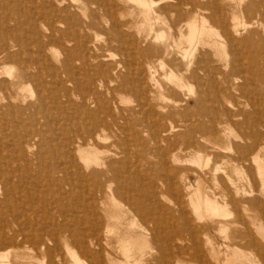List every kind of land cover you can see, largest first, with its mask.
Segmentation results:
<instances>
[{"label": "rangeland", "instance_id": "374dc122", "mask_svg": "<svg viewBox=\"0 0 264 264\" xmlns=\"http://www.w3.org/2000/svg\"><path fill=\"white\" fill-rule=\"evenodd\" d=\"M2 1H0V17L2 18H0V45L3 46V44H5L6 46H9V48H11V50L13 51L9 49L11 52V56L6 53L0 58V80L7 79L9 81L17 82V84H15V86H12L10 89V92H13V94L15 95V97L11 101L13 105L15 104L14 110H12L11 113L8 112L4 116V118L0 117V166L9 171V174H7L6 176L0 175V211L5 212L4 210H6L9 218L12 217L9 212L11 210H14V208L16 210L19 208L27 209L28 213L32 215H42V213H44L45 211H50L56 215L57 219H62V222L65 221L66 218V221L69 224L66 227L69 228L70 226L73 231H79V233L81 232V234L84 232V235L82 234L81 237L80 235L76 237V239L81 238L80 240L82 241L76 240V243L75 240H73L75 244L71 242L70 245L71 250L73 248V252H78L77 258L79 259V261L81 260L82 262L83 259V263L86 262V264H91L90 262H92L93 258L98 261L101 260L100 262H103L104 264H122L125 261V258L120 250L119 238L120 236H123L127 231L132 235V245L136 242V240H139L137 242V245H140V248L137 249L135 247L137 246L136 243L134 244L135 248L133 247L134 251L139 254L135 253L133 250L132 251L134 255L137 254L135 256V259L138 260L139 257V260H141L140 264H264V180L262 181L263 178H261V176L259 175V170H256V168L259 169L262 162L264 164V154H262L260 158H258L260 160V162L258 163L251 161V153H248V151H244L241 149H239L241 153L247 154L246 159L248 158V160H238L239 154L237 152L238 144L244 145L246 143V139H244L243 137L247 138L249 136V130L243 126L241 127L230 124L232 127H234L233 129L232 127L230 128L229 125L227 126L228 128L226 127L225 130H222L221 132L214 135L204 133L203 135L205 138H207V140H203L201 138V134L194 133L192 131L190 132L185 126H180L181 128L179 127L173 130L170 129L166 132L161 131L163 132L162 138L158 141H155L154 139H151L153 137L152 131L150 132L155 123L154 119L143 111H139L136 109L139 107V102L142 100V95L138 94V84H144V82L142 81L143 75L145 76L144 85L145 87L147 86L149 90V97L151 96L150 98L153 100H150V102L153 105V108L160 109V105H167L168 102L170 103V101H172L171 99L174 98V95L172 93L175 92L173 90L176 87L173 81L180 78L182 74V71H180L181 63L179 62V60L173 58V56L171 58L169 54L164 55L163 57L158 56L164 53L163 52L162 54H160V51H162L163 45L165 43L163 41H166L167 39H164V36V38H160L159 36H157L159 34L161 36L163 30H167V26L163 22L164 20H167V16L163 13L162 9H158V7L160 6L161 8L166 3V0H163L164 2L161 1V4H156L154 6L153 12L155 13L156 11L157 14L152 13V15L149 14L148 16L141 11L142 9L140 6H138L139 3L136 0H110V5L114 10L113 18H109V16L105 14L103 0H36V3L34 2L35 0H24V2L23 0ZM245 1L247 2L248 0ZM15 4L16 6H14ZM68 6H71V8H69ZM56 7L58 10L56 9ZM62 7H64L65 9ZM156 9L161 11L158 12ZM21 12L24 14L23 16L21 15ZM40 13L42 15H40ZM8 14L9 16H7ZM38 16L40 18H38ZM68 16L71 20L69 18H66ZM146 17H150L148 18V20L151 19L149 20L150 22L145 20ZM157 19H160L159 22L162 25L158 22ZM152 20L155 21L153 22ZM6 22L9 24H7ZM85 22L86 24L84 25ZM30 25H32L33 28ZM117 25L118 27H120V29L117 28ZM1 26L4 28V30ZM36 26L39 29L36 28ZM153 27L154 30H152ZM12 28L16 29L17 31L12 30ZM8 30H11V32H9ZM253 30H255V27H253L252 30L251 28H240V34L238 35V38H240L239 41H243H241L243 43L241 47L243 46L244 50H248V42H246L247 40L244 38L249 36L252 37ZM62 31H65V33ZM38 35L42 38H40ZM59 35L62 37V42ZM17 36L19 37L17 38ZM1 38L3 40H1ZM17 39L20 42L25 41L26 46L20 45L19 47L17 45ZM125 39H127V41ZM143 44L146 47H148L147 45L150 46L147 48L149 50L148 52L147 49L143 47ZM46 45H48V47H46ZM135 45L141 49V53L137 54L135 52L134 56L126 57L125 52L133 50V48L136 47ZM2 46H0V48ZM23 48L27 51H23ZM64 48H66V50ZM16 49H19V51L21 50V55L18 50L16 51ZM225 49L227 50L228 47H226ZM225 49L220 48V52L218 51V55L216 54L215 56L219 68L221 67L219 72H222L224 70L229 72L230 70L229 67L227 69H225V66L223 67V63L225 62L222 63L226 55ZM14 50L16 52H14ZM17 52H19V55ZM46 52L48 53L46 54ZM66 52L68 55H66ZM152 52L157 53L154 54ZM245 52L247 51L243 52L242 50V56L246 59V63L243 59L242 61L244 62V66L247 67V69H250L249 63L250 61L254 60V55L250 54L248 56V53ZM14 53H16V58ZM40 53H44V55ZM93 53L95 54L94 56ZM150 53H152V55ZM35 55L38 57V59ZM55 56L58 57L56 58ZM62 56L64 57V61L62 59ZM46 57H48V59ZM102 57H104V59ZM161 58L164 59V62L166 64H164L165 66L162 64V67L158 62ZM15 59H17V61ZM122 59L127 60L126 66L115 68L113 63H116ZM247 59H249V62ZM6 60L7 63H5ZM56 60H60L61 62H57ZM27 61H29L30 63H28ZM41 62H44V64H42ZM154 62H156V65ZM220 62L222 66L219 64ZM167 64L169 67L167 66ZM44 66L45 70H43ZM58 66H60L61 68ZM38 68H40L41 71L37 70ZM51 70H53L54 72ZM113 70L115 73L113 72ZM46 71L49 72L45 74ZM72 71L74 73L73 75ZM82 71L86 74V76L82 73ZM22 73L25 74L23 79L13 78L21 75ZM79 73L80 75H78ZM92 73L94 75H92ZM165 73L167 75L166 77ZM32 74H34V76ZM53 74L54 76H51ZM45 75L48 77H46ZM40 76H42L45 81ZM72 76L74 78H72ZM218 76L221 79L220 73H218ZM38 77L40 80H38ZM106 77L110 81L107 80ZM28 78H30L31 80ZM93 78L96 80H94ZM149 78L150 80L152 78L154 79V85L150 84ZM47 79L48 82L46 81ZM32 80L34 83L31 82ZM89 80H91L92 82ZM125 80H127L129 83L128 88L124 86ZM50 81H52V83ZM58 81L59 83H57ZM102 81L103 83H101ZM113 81L116 83L114 84ZM69 82H71V84ZM43 84L46 87H43ZM89 84L92 85L89 86ZM100 84H102V86ZM38 85L41 87V89L40 87H38ZM256 85L258 87L262 86L259 80L256 81ZM121 86L124 87L125 90L122 89ZM107 88L109 90H107ZM69 89L71 90L69 91ZM102 89L104 92L102 91ZM191 89L195 92L196 90H198V87L191 82L187 86H184L180 89L179 95L181 98H184L183 102H181L183 104L182 106L187 107L188 111L191 110L192 112H190L194 113L197 110L198 101L196 98V93H191ZM212 89L214 88L212 87ZM39 90H42V93L41 91L39 92ZM45 92L48 94H46ZM234 93L236 94L228 96L226 99L223 98V103L226 106L232 105V103H238V105L240 104L241 108L248 110L249 106L246 103V99L240 96V93L237 91V89L234 90ZM38 94H42L40 95L42 97H40ZM161 94H163L162 98H160L159 96ZM164 94L166 99L164 97ZM32 95L34 96L32 97ZM153 96L156 97L155 100ZM112 98H114V100H110ZM31 100H34V103ZM41 105H43L44 107H42ZM210 105L211 104H209L208 106ZM38 106H40V108ZM61 106L64 107L62 108ZM71 106L74 108L71 109ZM23 108L25 109L23 111H20ZM25 110L26 112L28 111L27 115ZM124 114L126 115L125 118H123ZM102 116L106 118L110 123H113L112 126L104 132V134H106L105 138L103 139L104 141L102 140L98 142L99 148L101 149L96 151V153L98 154H96V156L100 157L101 161L99 160V162L109 160L110 156H114V158H117L116 160H119L120 165L118 167L124 173L123 174L121 172V183L125 186V191H127L128 194L132 195L133 197L137 198L141 204V206H139L142 212H131L128 213V215L125 214L123 218L119 219V222L115 220L117 219V216L115 218V214L117 213L118 209L115 208L112 203H114L113 200L116 199V203L122 205L123 207V199L118 197V195H115V199H113L112 196V198L109 200L108 198L111 196L108 197L98 194L88 181L84 182L89 183L87 184V186L83 185L81 187L77 185V182L80 181L79 179L81 178V174L83 173V171L90 176L92 169H98L100 167L97 161L99 158H94V154H92V156L87 155L88 157H90L89 161L91 162L89 164V167L87 168L85 167L86 165H84L85 163L83 162V160L79 161V166L77 163H75L74 165L71 158L74 148H76L79 142H81V139L78 138V132L82 131L81 134H84V132L86 131V127H88L92 122L97 121L98 118L100 119ZM69 117H71V119ZM33 118H35L37 122H35ZM63 119L65 122L63 121ZM202 119L206 121L209 120L208 117H203ZM8 120L12 121L10 122ZM163 122L165 123L166 127L170 125L168 120H164ZM176 124H181L179 115L176 117ZM121 125L122 127L125 126L124 129L121 127ZM144 126L146 129L145 131ZM116 127L119 131L116 129ZM128 132L130 133L128 134ZM107 135L109 136V138L107 137ZM65 136L69 139H67ZM64 137L65 139H67V143H65ZM117 137H119L120 139ZM130 138L133 139L131 140ZM74 139L76 141H74ZM24 141L27 142L24 143ZM32 141L33 145H36L35 147H33V149H30V147L32 148L33 146ZM39 141L42 145L39 144ZM170 141L172 142V145ZM167 145H169L171 150ZM22 147H24L25 149ZM90 148L93 147L91 146ZM149 148H151L150 151ZM164 148L168 151H165ZM65 150L67 156L64 152ZM92 150L94 151V149ZM106 150H108V152ZM24 151L27 152L28 155L27 153H24ZM22 152L23 154H25V156L22 155ZM68 152H70L71 154L69 155ZM74 152L79 156L77 150H75ZM174 152H177L178 154H173ZM198 153L201 155H199ZM196 154H198V156H196ZM173 155H175L174 157L176 159V162L174 161ZM203 155L205 158H203ZM208 155L210 157V160ZM241 156H245V154H241ZM92 161H97V165ZM57 165H59L60 167H56ZM218 166L221 167V169H219L221 171H218L217 176H214L213 171H215V168H217ZM51 171L55 173L51 174ZM12 172H15L17 175H27L30 172L35 173V181H37V184H39L37 185V189H34L33 185L21 182L20 179H18L19 177L17 175H14ZM45 174L50 178L52 182L45 177ZM199 176H202L201 178L204 181ZM61 178L62 181H60ZM152 178H154V180ZM59 181L64 185L61 186V184L58 183ZM199 181L202 182L200 183ZM69 182L73 185H71ZM9 184H13V191H11L12 189L10 190L7 187L9 186ZM196 188L197 190L199 188V190L197 191ZM237 188L240 192H237ZM151 189L153 192L151 191ZM65 191L66 193H64ZM196 191L199 193V195ZM96 193L99 195L98 197L95 196L97 195ZM152 193L154 194L152 195ZM74 195L77 197H74ZM195 196H198V198H196ZM79 197L82 200H80ZM87 197L88 199H86ZM202 198L203 201H201ZM93 200L95 203L92 202ZM211 200L213 202L215 201V203L217 202L215 204L216 210L215 208H212L213 210L211 209L210 204L213 203L209 202ZM51 201L54 205L51 203ZM201 202L203 204H201ZM218 203H222L223 205H219ZM84 204L87 205L85 206ZM50 205H52V207ZM62 205L66 206V208ZM202 205H205L206 207H202ZM207 207H209L210 209ZM245 207H247L250 212L244 211ZM71 209H74V211ZM76 209L79 211L76 212ZM218 209L220 211L219 213ZM93 211H95V213ZM61 214H63V217L61 216ZM90 215L92 218L90 217ZM110 215L115 219H113ZM78 217H86V220L89 219V224L86 223L84 226L79 225L76 222ZM59 219L58 221H60ZM108 219L111 221L107 222L109 221ZM96 220L101 226L98 230L102 229L100 236L102 243L101 246L93 244L89 241V238L91 237L90 226L92 224H96ZM107 224L109 225V227ZM222 224L223 226H221ZM40 225L41 223L37 221L35 228H39ZM35 228L33 229L34 231L36 230ZM106 229L108 230V232ZM141 234L144 238L140 237ZM144 234H147L148 236ZM137 236L142 239L137 238ZM153 237L157 240L160 239L163 241H168V243H165V245L162 246H155ZM72 238H74V236H72ZM87 239L88 241H86ZM148 240L149 246H147L148 244L143 242H146ZM83 243L84 247H86L87 244V247L85 249L82 248ZM17 244V246H0V264H50L49 255L46 254V252L44 253L42 251L43 249L40 250V248L32 245V242L28 241L24 242L23 244ZM24 244H28L30 248L28 245L24 246ZM61 244L62 247L57 251L58 255H60V251L61 254L63 253L64 255V258L62 257L63 259L61 258V260L64 261L65 264H74V259L69 255L65 243L61 242ZM143 245L146 246L143 247ZM100 248H103L104 252H101ZM80 249L84 255L79 252ZM85 250H88L90 253H92V259L90 258V256H88V253L85 252ZM141 250L147 251L149 253H146V255H144L143 257L141 256ZM37 251H42V254H39ZM163 252H165L166 257L161 260L160 256L163 254ZM76 253H74V255H76ZM78 255L80 257H78ZM232 255L234 256V258L232 257ZM44 258L46 260H44Z\"/></svg>", "mask_w": 264, "mask_h": 264}, {"label": "bare ground", "instance_id": "6f19581e", "mask_svg": "<svg viewBox=\"0 0 264 264\" xmlns=\"http://www.w3.org/2000/svg\"><path fill=\"white\" fill-rule=\"evenodd\" d=\"M2 1V0H0ZM11 1V0H10ZM14 1V0H13ZM29 1V0H28ZM44 1V0H43ZM52 1V0H51ZM55 1H58V0H55ZM62 1V0H60ZM139 5L141 7V11L145 13V15H152V13H154V6L156 4H161V1L163 0H136ZM3 2V1H2ZM5 2V1H4ZM17 2V1H16ZM24 2V0H23ZM36 3V0L34 1ZM48 2V1H47ZM113 2V1H112ZM164 2V1H163ZM40 3V2H38ZM42 3V2H41ZM64 3V1H63ZM62 3V4H63ZM1 4V3H0ZM11 4V3H10ZM28 4V3H27ZM34 4V3H33ZM58 4V3H57ZM61 4V3H60ZM136 4V3H135ZM163 4V3H162ZM31 5V4H30ZM30 5H29V8H30ZM35 5V4H34ZM44 5V4H43ZM43 5H40V6H43ZM6 6V5H4ZM16 6V4L14 5ZM19 6H20V3H19ZM32 6V5H31ZM36 6V5H35ZM51 6V5H50ZM72 6V5H71ZM71 6H68L69 8H71ZM23 7V6H21ZM20 7V8H21ZM27 7V6H26ZM46 7V6H45ZM103 7H104V11H105V14L110 17H114V10L113 8L111 7L110 5V0H103ZM1 8V7H0ZM38 8V7H37ZM64 8V7H62ZM75 8V7H73ZM77 8V7H76ZM4 9V8H3ZM17 9V8H16ZM33 9V7H32ZM31 9V10H32ZM57 9V7H56ZM65 9V8H64ZM158 9H162L163 13L167 16V20H162L165 25L167 26V30H163V33L162 35L159 36L160 38L163 37L164 39H166V41H163L165 42L164 45H163V48H162V51H160V54H163L162 55H158L159 57H163L164 55H167L169 54L172 58H175L177 60H179V62L181 63V69L180 71H182L181 73V76L180 78H178L177 76V80L173 81V83L175 84V89L173 91H175L174 93H172L174 95V98H172L170 101V103L168 102L167 105H160V109H155L153 108V105L151 104L150 100L153 101L150 97H149V90L147 88V86L145 87V76L143 75V78H142V81L144 82L143 83H139L138 86H139V90H138V94L139 95H142L141 97V101L139 102V107L136 108L137 110L139 111H143L144 113L150 115L155 123H154V126L152 128V130H150V132L152 131V137L151 139H154L155 141H158L162 138V134L163 132L161 131H168V130H173V129H176V128H179L180 126H185L188 131H192L194 133H199L201 134V138L204 140H207V138L204 137V133L205 134H211V135H214L216 133H219L221 132L222 130H225V128L227 126H229L230 124H233V125H236V126H243L245 128H247L249 130V139L248 137H243L244 139H246V143L244 145H241V144H238V147H237V152H238V160L239 159H246L247 157V154L246 153H241V150H244V151H248V153H251L252 154V158H251V161L252 162H260V160L258 158H260V156L262 154H264V0H248L247 2L245 0H166V3L160 8V6L158 7ZM156 9L158 12H160L161 10H158ZM7 10V9H6ZM20 10V9H19ZM18 10V11H19ZM22 10V9H21ZM25 10V9H24ZM53 10V9H52ZM58 10V9H57ZM16 11V10H15ZM17 11V13H18ZM30 11V10H29ZM33 11V10H32ZM46 11V10H45ZM6 12V11H5ZM23 12V11H22ZM21 12V13H22ZM80 12V11H79ZM84 12V11H82ZM3 13V12H2ZM13 13V12H12ZM47 13V12H46ZM50 13V12H49ZM155 13L157 14V12L155 11ZM154 13V14H155ZM7 14V13H5ZM4 14V15H5ZM51 14V13H50ZM11 15V13H10ZM22 16L24 15L23 13L21 14ZM40 15H42L40 13ZM47 15V14H46ZM49 15V14H48ZM56 15V14H55ZM60 15V14H58ZM160 15V13H159ZM2 16V15H1ZM9 16V14L7 15ZM37 16V15H36ZM67 16V15H66ZM70 16V15H69ZM66 17V18H69ZM4 17V16H3ZM151 17V16H150ZM148 17V18H150ZM164 17V16H163ZM1 18V17H0ZM7 18V17H6ZM38 18H40L38 16ZM57 18V16H56ZM148 18L146 17L145 20L149 21L151 19L148 20ZM2 19V18H1ZM0 19V20H1ZM9 19V18H8ZM13 19V18H12ZM70 19V18H69ZM75 19V18H74ZM85 19H86V16H85ZM156 19V17H155ZM5 20V19H4ZM10 20V19H9ZM66 20V19H65ZM71 20V19H70ZM158 20V19H157ZM160 20V19H159ZM158 20V22H159ZM68 21V19H67ZM79 21V20H77ZM153 21V20H152ZM151 21V22H152ZM155 21V20H154ZM153 21V22H154ZM5 22V21H3ZM17 22V20H16ZM40 22V20H39ZM38 22V24H39ZM70 22V21H69ZM120 22V21H119ZM150 22V21H149ZM7 23V22H6ZM53 23V21H52ZM160 23V22H159ZM163 23V24H164ZM9 24V23H7ZM16 24V23H15ZM36 24V22H35ZM33 24V25H35ZM62 24V23H61ZM86 24V22L84 23V25ZM161 24V23H160ZM6 25V24H5ZM4 25V26H5ZM51 25V23H50ZM74 25V24H72ZM78 25V24H77ZM125 25V24H124ZM162 25V24H161ZM11 26V25H10ZM32 26V25H30ZM151 26V24H150ZM154 26V25H153ZM2 27V26H1ZM8 27V26H7ZM18 27V26H16ZM20 27V26H19ZM45 27V26H44ZM255 27V30H253L252 32V37L249 36V37H245L244 39H246L248 42V50H244L243 49V46L241 47V45H243V41H239L240 38H238V35L240 34V28H243V29H248V28H252ZM10 28V27H9ZM15 28V27H14ZM33 28V26H32ZM36 28H38L36 26ZM46 28V27H45ZM117 28L120 29V27H118L117 25ZM2 29L4 30V28L2 27ZM1 29V30H2ZM6 29V28H5ZM39 29V28H38ZM151 29V28H150ZM12 30H16V29H13ZM19 30V29H18ZM49 30V29H48ZM61 30V29H60ZM154 30V27L153 29ZM9 32H11V30H8ZM17 31V30H16ZM40 31V30H39ZM121 31V30H120ZM65 33V31H62ZM118 32V31H117ZM152 32V31H151ZM245 32V31H244ZM243 32V33H244ZM6 33V31H5ZM4 33V34H5ZM17 33V32H16ZM15 33V35H16ZM35 33V32H34ZM55 33V32H54ZM67 33V31H66ZM88 33V32H87ZM140 33V32H139ZM138 33V34H139ZM242 33V35H243ZM14 34V33H13ZM12 34V35H13ZM18 34V33H17ZM79 34V33H78ZM245 34V33H244ZM8 35V34H7ZM36 35V34H35ZM42 35V34H40ZM46 35V34H45ZM50 35V34H49ZM56 35V34H54ZM58 35V34H57ZM61 35V34H60ZM59 35L60 37V40L61 42L63 41L62 40V37ZM66 35V34H65ZM80 35V34H79ZM97 35V34H96ZM5 36V35H4ZM3 36V37H4ZM39 36V35H38ZM124 36V35H123ZM140 36V35H139ZM15 37V36H14ZM12 37V38H14ZM19 36H17L18 38ZM40 38H42L41 36H39ZM38 37V38H39ZM49 37V36H48ZM11 38V37H9ZM66 38V36H65ZM124 38H127V37H124ZM162 38V39H163ZM161 39V40H162ZM163 39V40H164ZM1 40H3L1 38ZM20 40V38H19ZM18 39H17V45L20 47V45H24L26 46V43L25 41L24 42H20ZM45 40V39H44ZM54 40V39H53ZM66 40V39H65ZM127 41V39H125ZM147 40V39H146ZM159 40V38H158ZM16 41V40H15ZM22 41V39H21ZM42 41V40H41ZM137 41V40H136ZM239 41V42H238ZM4 42V41H3ZM43 42V41H42ZM56 42V41H55ZM66 42V41H65ZM5 43V42H4ZM40 43V42H39ZM58 43H59V39H58ZM64 43V42H63ZM62 43V44H63ZM67 43V42H66ZM72 43V42H71ZM143 43V42H142ZM242 43V44H241ZM1 44V43H0ZM7 44V42H6ZM9 44V43H8ZM42 44V43H41ZM57 44V43H56ZM61 44V45H62ZM95 44V43H94ZM240 44V46H239ZM59 45V44H58ZM75 45V44H74ZM138 45V44H137ZM2 46V45H0ZM23 46V47H24ZM136 46V45H135ZM148 47H150L149 45H147ZM46 47H48V45H46ZM64 47H65V44H64ZM124 47V46H123ZM130 47V46H129ZM143 47L144 48H148L146 47L144 44H143ZM141 47V48H143ZM158 47V46H157ZM226 47H228V52L227 50L225 49ZM28 48V47H27ZM40 48V47H39ZM52 48V47H51ZM62 48V47H61ZM75 48V47H74ZM153 48V47H152ZM220 48H223L226 50V55H225V58H224V61L225 63H223V67L225 66V69H227L228 67L230 68L229 72L224 70L222 72H219L220 68H219V65L217 63V60L215 58L216 54L219 53L220 51ZM11 48H9V46H6L5 44H3V46L0 48V58L2 55L8 53L9 56H11V52L10 50ZM41 49V48H40ZM63 49V48H62ZM61 49V50H62ZM66 50V48H64ZM19 51V49H16V51ZM23 51H27V50H24V48L22 49ZM64 50V51H65ZM70 50V49H69ZM78 50V49H76ZM94 50V49H93ZM103 50V49H102ZM105 50V49H104ZM129 50V49H128ZM242 50L243 52L244 51H247L245 53H248V56L250 54L254 55V60L253 61H250L249 63V68L251 69H247V67L244 66V62L242 61V59L245 61L246 63V59L242 56ZM13 51V50H11ZM14 50V52H16ZM21 51V50H20ZM19 51V52H20ZM31 51V50H30ZM38 51V50H36ZM35 51V52H36ZM44 51V50H43ZM81 51V49H80ZM141 49L138 48V46L134 47L133 50L131 51H128V52H125V56L126 57H132L134 56L135 52L137 54L141 53L140 52ZM145 51V50H144ZM149 50L147 49V52ZM219 51V52H218ZM222 51V50H221ZM19 52L18 55H19ZM88 52V51H87ZM103 52V51H102ZM225 52V51H224ZM39 53V52H37ZM48 52H46L47 54ZM58 53V52H57ZM72 53V52H71ZM101 53V52H99ZM143 53V52H142ZM154 53V52H152ZM152 53H150L152 55ZM157 53V52H156ZM154 53V54H156ZM159 53V51H158ZM15 54V58H16V53ZM13 54V56H14ZM40 54H43L44 53H40ZM60 54V53H59ZM58 54V55H59ZM116 54V53H115ZM145 54V53H144ZM149 54V55H150ZM244 54V53H243ZM20 55H21V52H20ZM27 55V54H26ZM29 55V54H28ZM31 55V53H30ZM56 55V54H54ZM62 55V54H61ZM66 55L67 52H66ZM95 54L93 53V56ZM218 55V54H217ZM246 55V54H245ZM23 56V54H22ZM25 56V54H24ZM34 56V55H33ZM36 56V55H35ZM41 56V55H40ZM53 56V55H52ZM65 56V55H64ZM70 56V55H69ZM146 56V55H145ZM157 56V57H158ZM220 56V55H219ZM32 57V56H30ZM37 57V56H36ZM35 57V59H36ZM43 57V56H42ZM56 57V56H55ZM58 57V56H57ZM56 57V58H57ZM148 57V56H147ZM154 57V56H153ZM246 57V56H245ZM251 57V56H250ZM19 58V57H18ZM21 58V56H20ZM45 58V57H44ZM48 59V57H46ZM54 58V59H56ZM60 58V56H59ZM58 58V59H59ZM64 57L62 56V59ZM66 58V57H65ZM68 58V57H67ZM76 58V57H75ZM104 59V57H102ZM106 58V57H105ZM150 58V57H149ZM165 58V57H164ZM221 58V57H220ZM223 58V56H222ZM7 59V57H6ZM9 59V58H8ZM38 59V57H37ZM40 59V58H39ZM71 59V58H70ZM148 59V58H146ZM250 59V58H249ZM249 59L248 62H249ZM5 60V59H3ZM17 61V59H15ZM155 60V59H153ZM160 61H158L160 64H161V67L165 64L164 62V59H159ZM173 60V59H172ZM222 60V59H221ZM11 61V60H10ZM44 61V60H42ZM47 61V60H46ZM49 61V60H48ZM57 61V60H56ZM60 61V60H59ZM57 61V62H59ZM64 61V59H63ZM67 61V59H66ZM65 61V62H66ZM104 61V60H103ZM145 61V60H144ZM176 61V60H175ZM4 62V61H2ZM28 63H30L29 61H27ZM33 62V61H32ZM36 62V61H35ZM50 62V61H49ZM48 62V63H49ZM52 62V61H51ZM56 62V63H57ZM61 62V61H60ZM78 62V61H77ZM7 63V60L6 62ZM34 63V62H33ZM42 63V62H41ZM64 63V62H62ZM99 63V62H98ZM97 63V64H98ZM147 63V61H146ZM155 65H156V62H154ZM173 63V62H172ZM16 64V63H15ZM44 64V62L42 63ZM68 64V62H67ZM78 64V63H77ZM80 64V63H79ZM87 64V63H86ZM115 68H121V67H124L126 66L127 64V60H119L118 62L116 63H113ZM163 64V65H162ZM174 64V63H173ZM221 66V62L219 63ZM4 65V64H3ZM22 65V64H21ZM51 65V64H50ZM54 65V64H53ZM52 65V67H53ZM58 65V64H57ZM66 65V64H65ZM76 65V64H75ZM82 65V64H81ZM96 65V64H95ZM166 65V64H165ZM164 65V66H165ZM176 65V64H175ZM79 66V65H77ZM98 66V65H97ZM154 66V65H153ZM168 66V64H167ZM29 67V66H28ZM36 67V66H35ZM57 67V66H56ZM60 67V66H58ZM68 67V66H67ZM70 67V66H69ZM169 67V66H168ZM45 66L43 67V70ZM47 68V67H46ZM61 68V67H60ZM76 68V67H74ZM85 68V67H84ZM148 68V67H147ZM150 68V67H149ZM165 68V67H164ZM171 68V67H170ZM65 69V68H64ZM73 69V68H72ZM82 69V68H81ZM108 69V68H107ZM106 69V70H107ZM224 69V68H223ZM34 70V69H33ZM32 70V71H33ZM37 70H40V68H38ZM95 70V68H94ZM117 70V69H116ZM149 70V69H148ZM156 70V69H155ZM154 70V71H155ZM172 70V69H170ZM31 71V72H32ZM35 71V70H34ZM41 71V70H40ZM53 71V70H51ZM61 71V69H60ZM68 71V70H67ZM85 71V70H84ZM87 71V70H86ZM150 71V70H149ZM174 71V70H173ZM30 72V71H29ZM43 72V71H42ZM49 72V71H48ZM47 71L45 72L48 73ZM54 72V71H53ZM63 72V71H62ZM111 72V71H110ZM114 72V70H113ZM171 72V71H170ZM169 72V73H170ZM33 73V72H32ZM78 73V72H77ZM83 73V71H82ZM100 73V72H99ZM115 73V72H114ZM168 73V74H169ZM218 73L221 74V79L219 78L218 76ZM28 74V72H27ZM26 74V75H27ZM31 74V73H30ZM35 74V72H34ZM34 74H32L34 76ZM37 74V73H36ZM52 74V72H51ZM56 74V73H55ZM65 74V72H64ZM63 74V75H64ZM73 71H72V75H73ZM85 74V73H83ZM101 74V73H100ZM175 74V72H174ZM173 74V75H174ZM42 75V74H41ZM60 75V74H59ZM62 75V73H61ZM69 75V74H68ZM80 75V73L78 74ZM92 75H94L92 73ZM105 75V74H104ZM110 75V74H109ZM108 75V76H109ZM151 75V73H150ZM155 75V74H154ZM171 75V74H170ZM177 75V73H176ZM25 76L24 73H22L21 75H18L17 77H13V78H17V79H23ZM36 76V75H35ZM46 76V75H45ZM51 76H54L51 75ZM56 76V75H55ZM66 76H67V73H66ZM71 76V75H70ZM76 76V75H75ZM86 76V74H85ZM166 73H165V77H166ZM29 77V76H28ZM42 77V76H40ZM48 77V76H46ZM79 77V76H78ZM77 77V78H78ZM94 77V76H93ZM105 77V76H103ZM176 77V76H174ZM43 78V77H42ZM55 78V77H54ZM72 78H74L72 76ZM151 78V77H150ZM149 78V80H150ZM171 78V77H170ZM173 78V77H172ZM30 79V78H28ZM37 79V78H36ZM51 79V78H50ZM90 79V78H89ZM94 79V78H93ZM107 79V77H106ZM114 79V78H113ZM27 80V79H26ZM25 80V81H26ZM31 80V79H30ZM35 80V79H34ZM38 80L39 77H38ZM42 80V79H41ZM43 80L45 81V79L43 78ZM77 80V79H76ZM84 80V79H83ZM96 80V79H94ZM103 80V79H102ZM109 80V79H107ZM259 80L262 84L261 87H258L256 85V81ZM48 82V79L46 80ZM55 81V80H54ZM73 81V80H72ZM85 81V80H84ZM91 81V80H89ZM88 81V82H89ZM110 81V80H109ZM27 82V81H26ZM32 83L33 80L31 81ZM36 82V81H35ZM39 82V81H38ZM52 83V81H50ZM86 82V81H85ZM92 82V81H91ZM96 82V81H95ZM112 82V81H111ZM114 82V81H113ZM150 84L154 85L155 82H154V79L152 78L150 81ZM194 83L197 87H198V90H196L194 92V90L192 91V89L190 90L191 93H196V98H197V101H198V107H197V110L194 112V113H191L190 111H188V108L187 107H183L182 103L184 98H181L180 97V89L183 88L184 86H187L188 84L190 83ZM41 83V82H40ZM39 83V84H40ZM43 83V82H42ZM59 83V81L57 82ZM71 84V82H69ZM99 83V82H98ZM103 83V81L101 82ZM116 82H114L115 84ZM15 84H17V82H13V81H9L7 79H2L0 80V117H3L8 113V112H12V110H14V105L11 103L12 99L15 97V95L13 94V92L11 93L10 92V89L12 86H15ZM36 84V83H35ZM38 84V83H37ZM50 84V83H49ZM73 84V83H72ZM95 84V83H94ZM110 84V83H109ZM128 81L125 80L124 81V86L128 88ZM41 85V84H40ZM59 85V84H58ZM92 85V84H89V86ZM102 86V84H100ZM78 86V85H77ZM88 86V85H87ZM116 86V85H115ZM149 86V85H148ZM38 87H40L38 85ZM37 87V89H38ZM43 87H46L44 86L43 84ZM65 87V86H63ZM67 87V86H66ZM99 87V86H98ZM118 87V86H117ZM168 87V85H167ZM170 87V86H169ZM190 87V85H189ZM212 87L214 89H212ZM56 88V87H54ZM70 88V87H68ZM85 88V87H84ZM101 88V87H100ZM122 89L125 90L124 87L121 86ZM172 88V86H171ZM36 89V90H37ZM41 89V87H40ZM79 89V88H78ZM90 89V88H89ZM116 89V88H115ZM168 89V88H167ZM240 93V96L241 97H244L246 99V103L247 105L249 106V109L248 110H245L244 108H241L240 104L238 105V103L236 104H233L232 105H229V106H226L223 102V98H227L228 96H231V95H234L236 93H234V90H236ZM43 90V89H42ZM42 90H39V92L41 91L42 93ZM46 90V89H45ZM66 90V89H65ZM71 89H69L70 91ZM107 90H109L107 88ZM103 91V89H102ZM161 91V90H160ZM159 91V92H160ZM170 91V89H169ZM47 92V91H46ZM45 92V93H46ZM58 92H61V91H58ZM76 92V91H75ZM85 92V91H84ZM89 92V91H88ZM97 92V90H96ZM101 92V91H100ZM104 92V91H103ZM112 92V91H111ZM167 92V91H166ZM54 93V91H53ZM71 93V92H70ZM74 93V92H73ZM72 93V94H73ZM99 93V92H98ZM48 94V93H46ZM52 94V93H51ZM62 94V93H61ZM86 94H87V90H86ZM104 94V93H103ZM109 94V93H107ZM113 94V93H112ZM160 94V93H159ZM39 95V94H38ZM42 95V94H40ZM39 95V96H40ZM53 95V94H52ZM58 95V94H56ZM67 95V94H66ZM75 95V94H74ZM73 95V96H74ZM111 95V94H109ZM162 95H159L160 98H162ZM34 95H32L33 97ZM55 96V95H54ZM60 96V95H59ZM78 96V95H77ZM106 96V95H105ZM42 97V96H40ZM46 97V96H45ZM53 97V96H52ZM51 97V98H52ZM61 97V96H60ZM75 97V96H74ZM80 97V96H79ZM88 97V96H87ZM101 97V96H100ZM113 97V96H112ZM154 97V96H153ZM164 97H165V94H164ZM37 98V97H36ZM39 98V97H38ZM49 98V97H48ZM56 98V97H55ZM71 98V97H70ZM102 98V97H101ZM159 98V99H160ZM61 99V98H59ZM58 99V100H59ZM81 99V98H80ZM86 99V97H85ZM156 99V97H154V100ZM166 99V97H165ZM168 99V98H167ZM16 100V99H14ZM42 100V99H41ZM78 100V99H77ZM91 100V99H90ZM110 100H114V98L110 99ZM32 101V100H31ZM34 101V100H33ZM32 101V102H33ZM37 101V100H36ZM50 101V100H48ZM52 101V100H51ZM85 101V100H84ZM87 101V100H86ZM186 101V99H185ZM30 102V101H29ZM94 102V101H93ZM98 102V101H97ZM118 102V101H117ZM34 103V102H33ZM38 103V102H37ZM40 103V102H39ZM46 103V102H45ZM62 103V102H61ZM78 103V102H77ZM92 103V102H91ZM101 103V101H100ZM112 103V102H111ZM41 104V103H40ZM39 104V105H40ZM43 104V103H42ZM79 104V103H78ZM86 104V102H85ZM107 104V103H106ZM209 104H211L210 106H208ZM18 105V104H17ZM36 105V103H35ZM44 105V104H43ZM43 105H41L42 107H44ZM46 105V104H45ZM74 105V103H73ZM96 105V104H95ZM242 105V104H241ZM33 106V105H32ZM49 106V105H48ZM51 106V105H50ZM54 106V105H52ZM69 106V105H67ZM80 106V105H79ZM117 106V105H116ZM190 106V105H188ZM18 107V106H17ZM16 107V108H17ZM25 107V106H24ZM34 107V106H33ZM40 108V106H38ZM62 107V106H61ZM64 107V106H63ZM62 107V108H63ZM72 107V106H71ZM93 107V106H91ZM95 107V106H94ZM47 108V107H45ZM74 107H72L71 109H73ZM18 109V108H17ZM25 108H23L22 110L20 111H23ZM34 109V108H32ZM65 109V108H64ZM63 109V110H64ZM119 109V108H117ZM121 109V108H120ZM67 110V109H66ZM94 110V109H93ZM97 110V109H96ZM116 110V109H115ZM135 110V109H134ZM18 111V110H17ZM37 111V109H36ZM41 111V110H40ZM60 111V109H59ZM123 111V110H122ZM138 111V112H139ZM14 112V111H13ZM19 112V111H18ZM17 112V113H18ZM26 112V110H25ZM28 112V111H27ZM27 112H26V115H27ZM34 112V111H33ZM43 112V111H42ZM134 112V111H133ZM55 113V112H54ZM53 113V114H54ZM59 113V112H58ZM67 113V112H65ZM73 113V112H72ZM71 113V115H72ZM90 113V112H89ZM117 113V112H116ZM122 113V112H121ZM14 114V113H13ZM46 114V113H45ZM86 114V113H85ZM137 114V113H136ZM142 114V113H141ZM11 115V114H10ZM15 115V114H14ZM34 115V114H33ZM59 115V114H57ZM101 115V114H100ZM180 116V121H181V124H176V117L177 116ZM13 116V115H12ZM32 116V115H31ZM68 116V114H67ZM76 116V115H75ZM87 116V115H86ZM125 114H124V117L125 118ZM18 117V115H17ZM23 117V116H22ZM21 117V118H22ZM73 117V115H72ZM203 117H208L209 120H203L202 118ZM10 118V117H9ZM13 118V117H12ZM16 118V117H14ZM32 118V117H31ZM47 118V117H46ZM66 118V116H65ZM71 119V117H69ZM191 118V119H190ZM11 119V118H10ZM18 119V118H17ZM20 119V118H19ZM28 119V118H27ZM35 122H37L35 120V118H33ZM55 119V118H54ZM76 119V118H75ZM21 120V119H20ZM78 120V119H77ZM128 120V118H127ZM164 120H168L169 124L167 127L165 126V123L163 122ZM10 121V120H8ZM12 121V120H11ZM10 121V122H11ZM28 121V120H27ZM30 121V120H29ZM56 121V120H55ZM60 121V119H59ZM64 121V119H63ZM71 121V120H69ZM121 121V120H119ZM14 122H15V119H14ZM13 122V123H14ZM17 122V121H16ZM65 122V121H64ZM167 122V121H166ZM32 123V122H31ZM30 123V124H31ZM113 123V122H112ZM112 123H110L106 118H104L103 116L97 121H94L92 122L88 127H86V131L84 132V134H81V132H78L79 135H78V138L81 139V142H79L78 146H76V148H74V151L77 150L79 153V156L75 154V152L73 151V155H72V162L74 163H77L79 166H80V160H83V162L85 163L84 165H86L85 167H89V164L91 163L89 161V158L88 156H92V154H94V158H99L97 161H98V164L100 165V167L98 169H92V172H91V175L89 176L87 173H83L81 174V178L79 179L80 181L77 182V185L79 186H87V184H91V186H93V188L95 189V191L98 193V194H101V195H104V196H111L109 197L108 199L110 200L113 196V199H115V195H118V197H120L121 199H123L124 201V206L125 208L122 207V205H119L118 203H116L117 201L113 200L114 203L113 206L115 208L118 209L117 213L115 214V218L117 216V219L113 218L111 215V217L115 220H117L118 222L120 221L119 219L120 218H123V216L125 214L128 215V213H131V212H142L140 210V202L138 201L137 198L133 197L132 195L128 194L127 191H125V186L122 185L121 183V170L119 169V165H120V162L119 160H116L117 158H114V156H110L109 160H106L104 162H99L100 160V157L96 156V151H98L99 149V144L98 142L99 141H102L104 138H105V135L104 132L110 128L112 126ZM134 123V122H133ZM59 124V123H58ZM64 124V123H63ZM70 124V123H69ZM141 124V123H140ZM37 125V124H36ZM61 125V124H60ZM59 125V126H60ZM118 125V124H117ZM116 125V126H117ZM143 125V123H142ZM145 125V124H144ZM18 126V125H17ZM58 126V127H59ZM70 126V125H69ZM128 126V125H127ZM126 126V127H127ZM150 126V125H149ZM235 126V127H236ZM39 127V126H38ZM122 127V125H121ZM125 127V126H124ZM124 127H122L124 129ZM143 127V126H142ZM142 127H138V128H142ZM147 127V126H146ZM232 126L230 125V128ZM76 128V127H75ZM114 128H115V125H114ZM148 128V127H147ZM181 128V127H180ZM228 128V127H227ZM229 128V129H230ZM234 127H232L233 129ZM43 129V128H42ZM116 129L118 130V128L116 127ZM132 129V127H131ZM149 129V128H148ZM62 130V129H61ZM145 126H144V131H145ZM235 130V129H234ZM78 131V130H77ZM119 131V130H118ZM29 132V131H28ZM32 132V130H31ZM64 132V131H63ZM147 132V131H146ZM66 133H67V129H66ZM75 133V132H74ZM130 132H128L129 134ZM142 133V132H141ZM59 134V132H58ZM133 134V133H132ZM64 135V134H62ZM29 136V135H27ZM34 136V135H33ZM37 136V135H36ZM70 136V135H69ZM66 137V136H65ZM64 137V139H65ZM71 137V136H70ZM107 137L109 138V136L107 135ZM23 138V137H22ZM35 138V137H34ZM59 138V137H58ZM67 138V137H66ZM119 138V137H117ZM124 138V137H123ZM29 139V138H28ZM69 139V138H67ZM67 139H65V143H67ZM71 139V138H70ZM120 139V138H119ZM127 139V138H126ZM125 139V140H126ZM131 140L133 138H130ZM163 139H164V136H163ZM167 139V138H166ZM106 140V139H105ZM23 141V140H21ZM64 141V140H63ZM74 141H76L74 139ZM73 141V142H74ZM104 141V140H103ZM145 141V140H144ZM175 141V140H174ZM209 141V140H208ZM27 142V141H26ZM24 141V143H26ZM40 142V141H39ZM143 142V141H142ZM171 142V141H170ZM210 142V141H209ZM124 143V142H123ZM145 143V142H144ZM41 144V142L39 143ZM70 144V143H69ZM68 144V145H69ZM72 144V143H71ZM76 144V142H75ZM119 144V142H118ZM117 144V145H118ZM139 144V143H138ZM159 144V143H158ZM170 144V143H169ZM175 144V143H173ZM32 145H33V141H32ZM36 144H34L32 146V148L30 147V149H33V147H35ZM42 145V144H41ZM112 145V144H111ZM171 145H172V142H171ZM170 145V146H171ZM24 146V145H22ZM70 146V145H69ZM93 147V148H90V147ZM148 146V145H147ZM169 147V145H167ZM89 149H88V148ZM159 147V146H158ZM167 147V148H168ZM24 148V147H22ZM29 148V146H28ZM25 149V148H24ZM35 149V148H34ZM70 149V148H69ZM94 149V151L92 150ZM105 149V148H103ZM102 149V150H103ZM147 149V148H146ZM151 148H149V151H150ZM170 149V147H169ZM165 150V148H164ZM171 150V149H170ZM21 151V149H20ZM108 152V150H106ZM110 151V150H109ZM115 151V150H114ZM122 151V150H121ZM165 151H168V150H165ZM65 154H66V150L64 151ZM111 152V151H110ZM118 152V151H117ZM24 153H27L24 151ZM69 155L71 154L70 152H68ZM177 152H174L173 154H175ZM91 154V155H90ZM178 154V153H177ZM199 154V153H198ZM198 154H196V156H198ZM241 154H245V156H241ZM2 155V154H1ZM22 155L25 156V154H23L22 152ZM28 155V153H27ZM64 155V154H63ZM88 155V156H87ZM98 155V154H97ZM117 155V154H116ZM201 155V154H199ZM21 156V154H20ZM65 156V155H64ZM67 156V154H66ZM175 155H173L174 157ZM70 157V156H69ZM177 157V156H176ZM209 157V155H208ZM2 158V157H1ZM203 158L204 155H203ZM25 159V158H24ZM27 159V158H26ZM120 159V158H118ZM143 159V158H142ZM146 159V158H145ZM28 160V159H27ZM71 160V159H70ZM91 160V159H90ZM140 160V158H139ZM144 160V159H143ZM175 157H174V161H175ZM205 160V159H204ZM209 160H210V157H209ZM248 160V158L246 159ZM29 161V160H28ZM97 161H92V162H95V164L97 165ZM101 161V160H100ZM122 161V160H121ZM179 161V159H178ZM67 162V161H66ZM124 162V161H123ZM121 162V163H123ZM127 162V161H125ZM138 162V160H137ZM144 162V161H143ZM176 162V161H175ZM262 162V161H261ZM27 163V162H26ZM69 163V162H68ZM1 164V163H0ZM29 164V162H28ZM127 164V163H126ZM147 164V163H146ZM145 164V165H146ZM62 165V164H61ZM64 165V164H63ZM128 165V164H127ZM27 166H30V165H27ZM67 166V165H66ZM82 166V165H81ZM150 166V165H149ZM56 167H60L59 165H57ZM64 167V166H62ZM69 167V166H68ZM65 169V168H64ZM140 169V168H139ZM221 169V167H217L215 168V171H213L214 173V176H217L218 174V171H221L219 170ZM76 170V168H75ZM86 170V169H85ZM256 170H259V175L261 176L262 181L264 180V164L262 162V164H260V167L259 169L256 168ZM55 171V170H54ZM125 171V170H124ZM66 172V170H65ZM129 172V171H128ZM136 172V171H135ZM139 172V171H138ZM245 172V171H244ZM258 172V171H257ZM14 175H17L15 172H12ZM55 172L51 171V174H53ZM123 173V172H122ZM9 174V171L7 169H4L2 166H0V175H7ZM124 174V173H123ZM133 174V173H132ZM141 175V174H140ZM20 179L21 182H24V183H27V184H30V185H33L34 189H37V181H35V178H36V174L33 173V172H30L28 173L27 175H17ZM45 177L47 179L50 180V178L45 174ZM134 177V176H133ZM200 177V176H199ZM202 177V176H201ZM200 177V178H201ZM56 178V177H55ZM63 178V177H62ZM62 178L60 181H62ZM230 178V177H229ZM54 179V178H53ZM154 180V178H152ZM151 179V180H152ZM202 179V178H201ZM200 179V180H201ZM199 180V179H198ZM203 180V179H202ZM51 181V180H50ZM58 181V180H57ZM60 181L58 182L59 184ZM85 181H88L89 183H84ZM204 181V180H203ZM52 182V181H51ZM50 182V183H51ZM55 182V181H54ZM68 182V181H67ZM75 182V180H74ZM197 182V181H196ZM200 183L202 181H199ZM9 183V182H8ZM12 183V182H10ZM57 183V182H56ZM65 183V182H64ZM70 183V182H69ZM142 183V182H141ZM55 184V183H54ZM67 184V183H66ZM71 185H73L72 183H70ZM7 185V184H6ZM64 185V184H61V186ZM198 185V183H197ZM196 185V186H197ZM201 185V184H200ZM20 186V185H19ZM59 186V185H58ZM190 186V185H189ZM202 186V185H201ZM234 186V185H233ZM252 186V185H251ZM10 190L12 189L13 187V184H9V186H7ZM198 187V186H197ZM243 187V186H242ZM64 188V187H63ZM89 188V186H88ZM151 188V187H150ZM251 188V187H250ZM71 189V188H70ZM91 189V188H90ZM189 189V188H188ZM236 189V188H235ZM240 189V188H239ZM88 190V189H87ZM135 190V189H134ZM148 190V189H147ZM197 190V188H196ZM199 190V188H198ZM197 190V191H198ZM238 190V188H237ZM13 191V189L11 190ZM75 191V190H74ZM149 191V190H148ZM152 191V189H151ZM196 191V192H197ZM200 191H201V188H200ZM153 192V191H152ZM237 192H240L239 190ZM245 192V191H244ZM247 192V191H246ZM253 192V191H252ZM58 193V192H57ZM66 193V191L64 192ZM69 193H70V190H69ZM95 193V192H93ZM96 193V194H97ZM148 193V192H147ZM192 193V192H191ZM198 193V192H197ZM236 193V192H235ZM60 194V193H59ZM63 194V193H62ZM95 195V196H99V195ZM154 193H152L153 195ZM203 194V192H202ZM71 195V194H70ZM142 195V194H141ZM146 195V194H145ZM190 195V194H189ZM196 195V193H195ZM199 195V193H198ZM64 196V195H63ZM87 196V195H86ZM90 196V195H89ZM192 196V195H191ZM190 196V197H191ZM56 197V196H55ZM71 197V196H70ZM69 197V199H70ZM73 197V196H72ZM74 197H77L74 195ZM148 197V196H147ZM196 198H198V196H195ZM200 197V196H199ZM202 197V196H201ZM207 197V196H205ZM204 197V198H205ZM236 197V196H235ZM57 198V197H56ZM80 198V197H79ZM92 198V197H91ZM209 198V197H207ZM51 199V198H50ZM78 199V198H77ZM84 199V198H83ZM88 199V197L86 198ZM95 199V197H94ZM100 199V198H99ZM140 199V197H139ZM206 199V198H205ZM211 199V198H210ZM61 200V199H60ZM65 200V199H64ZM75 200V199H73ZM80 200H82L80 198ZM85 200V199H84ZM97 200V199H96ZM146 200V199H145ZM154 200V199H153ZM201 200V199H200ZM208 200V199H207ZM56 201V200H55ZM67 201V200H66ZM77 201V200H76ZM192 201V200H191ZM203 201V198L202 200ZM219 201V200H218ZM49 202V200H48ZM57 202V201H56ZM68 202V201H67ZM75 202V201H74ZM83 202V201H81ZM80 202V203H81ZM86 202V201H85ZM93 203L94 200L92 201ZM91 202V203H92ZM104 202V201H103ZM102 202V203H103ZM207 202V201H206ZM209 202H213L212 200L209 201ZM52 203V201H51ZM50 203V204H51ZM78 203V202H77ZM88 203V202H87ZM98 203V202H97ZM152 203V202H151ZM217 203V202H216ZM215 201L213 203H211L210 207L211 209L212 208H215ZM225 203V202H224ZM53 204V203H52ZM71 204V203H70ZM74 204V203H73ZM83 204V203H82ZM90 204V203H89ZM88 204V206H89ZM99 204V203H98ZM121 204V203H120ZM200 204V203H199ZM201 204H203L201 202ZM207 204V203H206ZM219 205H223L222 203H218ZM217 204V205H218ZM54 205V204H53ZM85 206L87 204H84ZM97 205V204H96ZM140 205V206H139ZM158 205V204H157ZM216 205V206H217ZM218 205V206H219ZM52 207V205H50ZM64 206V205H62ZM67 206V204H66ZM66 206H64L66 208ZM88 206H87V209H88ZM91 206V205H90ZM108 206V205H107ZM197 206V205H196ZM206 207L205 205H202V207ZM217 206V207H218ZM49 207V206H48ZM72 207V205H71ZM92 207V206H91ZM144 207V206H143ZM194 207V206H193ZM201 207V206H200ZM222 207V206H221ZM220 207V208H221ZM19 208V207H18ZM60 208V207H59ZM57 208V209H59ZM62 208V207H61ZM74 208V207H73ZM79 208V207H78ZM77 208V209H78ZM209 208V207H207ZM63 209V208H62ZM76 209V212L79 211ZM202 209V208H201ZM205 209V208H204ZM210 209V208H209ZM244 209V208H243ZM50 210V209H49ZM54 210V209H53ZM61 210V209H59ZM64 210V209H63ZM68 210V209H67ZM74 211V209H71ZM100 210V208H99ZM213 210V209H212ZM216 210V208H215ZM5 212H2L0 211V246H9V245H18L17 243H20V244H23L24 242H32V245H34L35 247H38L41 249H43L42 251L46 254L49 255L50 257V264H65L64 261L61 260V258L63 257L64 258V255L63 253L61 254V251H60V255H58L57 251L60 250V248L62 247V244L61 242H64L65 243V246L69 252V255L71 257H73V261H74V264H86L85 260L83 263V259H82V262L81 260L79 261V259L77 258V254L78 252H73V248L71 250V242H73V240H79V241H82L80 239H76V237H78L80 235V237L82 236V233L81 232L79 233L78 232H75L73 231L70 226L69 229L68 226L69 224L67 223L66 221V218H65V221H61L59 218V220L61 221H58L57 217L55 214H53L52 212L50 211H45L44 213H42V215H32L30 213H28V210L27 209H15L14 210H11L9 213L10 215L12 216L11 218L8 217V214L6 212V210H4ZM66 211V210H65ZM72 211V212H73ZM246 212L249 211V209L247 207H245V210ZM62 212V211H61ZM91 212V211H90ZM95 213V211H93ZM106 212V211H105ZM219 209H218V213H219ZM250 212V211H249ZM65 213V212H63ZM85 213H86V210H85ZM93 213V214H94ZM57 214V212H56ZM59 214V213H58ZM90 214V213H89ZM111 214V213H109ZM140 214V213H139ZM84 215V214H83ZM87 215V214H86ZM95 215V214H94ZM107 215V214H106ZM215 215V213H214ZM221 215V214H220ZM40 216V217H39ZM61 216L63 217V214H61ZM114 216V215H113ZM203 216V215H202ZM84 217V216H83ZM83 217H78V219L76 220V222L79 224V225H85L86 223H88L89 219L86 220L85 218ZM91 217V215H90ZM63 218V219H64ZM89 218V216H88ZM92 218V217H91ZM97 218V216H96ZM95 218V219H96ZM132 218V217H131ZM204 218V217H203ZM148 219V218H147ZM212 219V218H211ZM72 220V219H71ZM109 220V219H108ZM207 220V219H206ZM37 221H39V223H41L40 227H36L35 228V225L37 224ZM92 221V220H91ZM111 220L107 221V222H110ZM75 222V223H76ZM97 222V220H96ZM104 222V221H103ZM102 222V223H103ZM76 223V224H77ZM190 223V222H189ZM89 224V223H88ZM154 224V223H153ZM239 224V223H238ZM71 225V224H70ZM74 225V224H73ZM108 225V224H107ZM262 225V224H261ZM72 226V225H71ZM89 226V225H88ZM223 226V224L221 225ZM255 226V225H254ZM263 226V225H262ZM100 224L97 222L96 224H92L90 226V238H89V241L93 244H97V245H100L101 246V230H98L100 228ZM109 227V225H108ZM36 229L35 231L33 229ZM87 228V227H85ZM107 228V227H106ZM264 228V227H263ZM81 230V229H79ZM107 230V229H106ZM84 231V230H83ZM86 231V230H85ZM145 231V230H144ZM87 232V231H86ZM108 232V230H107ZM150 232V231H149ZM260 232V231H259ZM258 232V233H259ZM143 234V233H142ZM141 234L140 237H143V235ZM153 234V233H152ZM84 235V234H83ZM144 235H147V234H144ZM72 236H74V238H72ZM131 234L127 231L123 236H120L119 238V246H120V250L125 258V261L122 263V264H140L141 260H139V257H138V260H136L135 256L139 253L135 252L133 247H134V244L136 243L137 245V242L139 240H136V242L132 245V241H131ZM148 236V235H147ZM145 236V237H147ZM158 236V235H157ZM85 237V236H84ZM137 236V238L139 239H142ZM144 238V237H143ZM154 238V237H153ZM85 239V238H83ZM134 239V238H132ZM147 239V238H146ZM144 240V239H143ZM88 241V239L86 240ZM141 241V240H140ZM85 242V240H84ZM144 243L148 244L147 246H149V240L148 241H143ZM153 242H154V245L155 246H162V245H165V243L167 244L168 241H163V240H160V239H156L154 238L153 239ZM255 242V241H254ZM74 243V242H73ZM77 243V242H76ZM82 243V242H81ZM142 243V242H141ZM143 243V244H144ZM75 244V243H74ZM140 244V243H138ZM28 244H24V246H26ZM79 245V244H78ZM83 247L82 248H86L87 247V244H86V247H84V243L82 244ZM22 246V245H21ZM29 246V245H28ZM27 246V247H28ZM146 245H143V247H145ZM137 249L140 248V245L138 246H135ZM134 247V248H135ZM10 248V247H9ZM17 248V247H16ZM30 248V246H29ZM32 248V247H31ZM79 248V247H78ZM142 248V247H141ZM158 248V247H157ZM7 249V248H6ZM5 249V250H6ZM12 249V248H11ZM45 249V250H44ZM146 249V248H145ZM31 250V249H30ZM33 250V249H32ZM62 250V249H61ZM89 250V249H88ZM88 250H85V252L88 253V256H90V258L92 256V253H90ZM101 252H104V249L100 248ZM137 254L134 255L133 251ZM144 250V249H142ZM141 250V256L144 257V255H146V253H149L147 251H142ZM4 251V250H3ZM36 251V250H34ZM41 251V252H42ZM38 252V251H37ZM40 251L38 252L39 254L41 253ZM79 252H81V249L79 250ZM100 252V253H101ZM1 253V252H0ZM43 253V254H44ZM74 253H76V255H74ZM82 253V252H81ZM153 253V252H152ZM192 253V252H191ZM42 254V253H41ZM83 254V253H82ZM227 254V253H226ZM63 255V256H62ZM84 255V254H83ZM218 255V254H217ZM78 257H80L78 255ZM166 257V254L165 252H163V254L160 256L161 260L164 259ZM231 257V256H230ZM229 257V258H230ZM232 257L234 258V256L232 255ZM46 258V257H45ZM44 258V260H46ZM62 258V259H63ZM91 258V259H92ZM228 258V259H229ZM61 260V261H60ZM135 260V261H134ZM232 260V259H231ZM229 260V261H231ZM91 261V260H90ZM89 261V262H90ZM101 261V260H100ZM98 260H95L94 258L92 259V262H90L91 264H104L103 262H100ZM219 261V260H218ZM228 261V263H229ZM178 264V263H177Z\"/></svg>", "mask_w": 264, "mask_h": 264}]
</instances>
